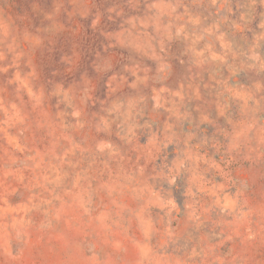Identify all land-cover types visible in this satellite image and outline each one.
Returning <instances> with one entry per match:
<instances>
[{
  "label": "rangeland",
  "instance_id": "1",
  "mask_svg": "<svg viewBox=\"0 0 264 264\" xmlns=\"http://www.w3.org/2000/svg\"><path fill=\"white\" fill-rule=\"evenodd\" d=\"M0 264H264V0H0Z\"/></svg>",
  "mask_w": 264,
  "mask_h": 264
}]
</instances>
